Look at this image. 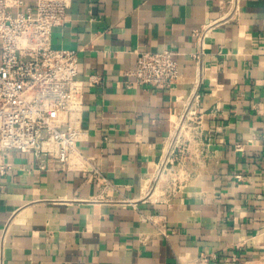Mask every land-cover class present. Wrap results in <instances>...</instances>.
Masks as SVG:
<instances>
[{
    "label": "crops",
    "instance_id": "1",
    "mask_svg": "<svg viewBox=\"0 0 264 264\" xmlns=\"http://www.w3.org/2000/svg\"><path fill=\"white\" fill-rule=\"evenodd\" d=\"M228 1L73 0L52 44L79 57L87 130L80 148L117 190L91 200L99 190L75 169L76 156L70 169H41L31 154L11 158L0 194L6 264L264 257V0H240L238 14L215 27L203 72L193 60L194 30L223 15ZM156 49L175 53L176 85L130 86L137 51ZM195 91L204 163L186 188L155 200L146 196L154 166Z\"/></svg>",
    "mask_w": 264,
    "mask_h": 264
},
{
    "label": "built area",
    "instance_id": "2",
    "mask_svg": "<svg viewBox=\"0 0 264 264\" xmlns=\"http://www.w3.org/2000/svg\"><path fill=\"white\" fill-rule=\"evenodd\" d=\"M72 3L73 0H0V194L4 178L12 170L11 158L20 154H31L41 169L55 164L73 168L70 165L76 156L75 169L99 190L91 200H102L117 190L80 148L87 130L83 127L85 85L79 77V57L75 50L54 48L52 44L53 29L65 22ZM225 8L218 19L194 30L197 49L193 60L198 73L205 69L206 39L216 26L238 14L240 0H229ZM127 73L134 78L132 87L173 88L179 80L180 67L170 49L141 50ZM99 79L92 76L93 83ZM198 97L199 93L193 92L174 115L179 116V121L172 120L146 196L159 200L180 192L198 174L197 167L203 165L205 135L197 112ZM181 145L189 146V154L194 149L176 164L179 158L175 154L182 151ZM175 165L180 168L173 169ZM236 177L241 179L242 175ZM167 180L171 191L167 185L162 186ZM5 236L6 230L0 242V264H6Z\"/></svg>",
    "mask_w": 264,
    "mask_h": 264
},
{
    "label": "rangeland",
    "instance_id": "3",
    "mask_svg": "<svg viewBox=\"0 0 264 264\" xmlns=\"http://www.w3.org/2000/svg\"><path fill=\"white\" fill-rule=\"evenodd\" d=\"M193 134L195 135V132H193ZM184 138H186V137H184ZM184 138H182V140H184ZM185 143H187L188 144V140L187 141H185ZM180 148L182 149V151H176V156L179 158L177 161H176V164L180 161V159H181V156H183V157H188L190 154H192V152H193V147L191 148V153L189 154L188 153V149H189V146H185V145H181L180 146ZM201 166H198L197 167V169H196V173H198L199 171H200V168ZM171 168V167H170ZM180 168V166L178 167V165H175L174 167H173V169H175V170H178ZM196 168V167H195ZM169 184L170 183H168V180L167 181H163V183H162V186H166L167 185V188L171 191V190H173L172 188H170L169 187ZM155 196V195H154ZM247 261L245 260V261H240L239 262V264H245ZM187 264H204V262L203 261H201V260H196V261H192V262H189V263H187ZM248 264H264V257L263 258H261V259H259V260H256L255 262H250V263H248Z\"/></svg>",
    "mask_w": 264,
    "mask_h": 264
},
{
    "label": "bare ground",
    "instance_id": "4",
    "mask_svg": "<svg viewBox=\"0 0 264 264\" xmlns=\"http://www.w3.org/2000/svg\"><path fill=\"white\" fill-rule=\"evenodd\" d=\"M174 118H175V121H179V116H174ZM155 195H156V193H155Z\"/></svg>",
    "mask_w": 264,
    "mask_h": 264
}]
</instances>
